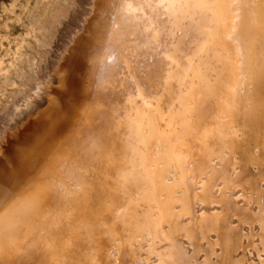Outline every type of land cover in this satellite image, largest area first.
Masks as SVG:
<instances>
[{"label":"bare ground","instance_id":"6f19581e","mask_svg":"<svg viewBox=\"0 0 264 264\" xmlns=\"http://www.w3.org/2000/svg\"><path fill=\"white\" fill-rule=\"evenodd\" d=\"M94 2L0 150V264H264V0Z\"/></svg>","mask_w":264,"mask_h":264},{"label":"rangeland","instance_id":"374dc122","mask_svg":"<svg viewBox=\"0 0 264 264\" xmlns=\"http://www.w3.org/2000/svg\"><path fill=\"white\" fill-rule=\"evenodd\" d=\"M94 4V0H0L2 152L13 138L15 121H25L21 110L31 102L44 109V97L58 84L55 74L67 61Z\"/></svg>","mask_w":264,"mask_h":264}]
</instances>
